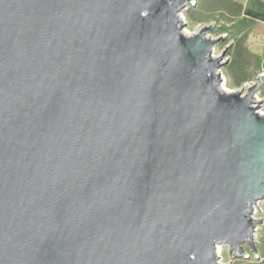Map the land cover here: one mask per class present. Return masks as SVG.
Instances as JSON below:
<instances>
[{
	"label": "water",
	"instance_id": "obj_1",
	"mask_svg": "<svg viewBox=\"0 0 264 264\" xmlns=\"http://www.w3.org/2000/svg\"><path fill=\"white\" fill-rule=\"evenodd\" d=\"M186 2L0 0V264L256 255L260 79L221 88Z\"/></svg>",
	"mask_w": 264,
	"mask_h": 264
},
{
	"label": "rangeland",
	"instance_id": "obj_2",
	"mask_svg": "<svg viewBox=\"0 0 264 264\" xmlns=\"http://www.w3.org/2000/svg\"><path fill=\"white\" fill-rule=\"evenodd\" d=\"M258 9L255 0H195L193 3L186 2L179 13V17L184 19L183 31L186 35H194L202 28L210 27L211 30L206 36L218 40L212 47V56L220 57L225 52L223 62L233 58V62L223 65L217 71L223 77L221 88L224 90L239 89L237 91H240L241 89L245 92L253 84L244 87L239 83L248 71L255 68L258 71L264 70V22L246 15V11H257ZM247 63L249 66L246 65ZM261 90L264 91L263 86ZM257 101L261 102L257 112L264 114L263 99H257ZM253 218L261 221L254 236V247L258 250L264 246V199L254 208ZM244 250L250 256V262L257 264L252 250L247 246H244ZM216 252L219 253L221 264H246L248 262L243 258L231 260L226 246H217Z\"/></svg>",
	"mask_w": 264,
	"mask_h": 264
},
{
	"label": "crops",
	"instance_id": "obj_3",
	"mask_svg": "<svg viewBox=\"0 0 264 264\" xmlns=\"http://www.w3.org/2000/svg\"><path fill=\"white\" fill-rule=\"evenodd\" d=\"M255 1H260L264 4V0H255ZM264 22V21H263ZM229 62H233V58H231V60H227V63L228 64ZM247 66H249V64L247 63L246 64ZM251 69V67H249ZM257 68H255L254 70L252 71H248V74L245 76L244 79H242L239 83V85L241 86H244V87H247L249 85H252L254 83H256V81L258 80V78H262L260 81H259V86H258V89H257V93H256V97L257 99H260L262 100L263 99V103H264V95L261 96L262 94H264V91L261 90L262 86L264 87V70H256ZM233 77H235V75H233ZM231 90H234V91H237L239 89H231ZM241 90V89H240ZM256 250V260H257V264H264V246H261L258 250ZM248 254V253H247ZM250 256L249 258H247L246 260H248V262L246 264H253L250 262Z\"/></svg>",
	"mask_w": 264,
	"mask_h": 264
},
{
	"label": "trees",
	"instance_id": "obj_4",
	"mask_svg": "<svg viewBox=\"0 0 264 264\" xmlns=\"http://www.w3.org/2000/svg\"><path fill=\"white\" fill-rule=\"evenodd\" d=\"M255 5L259 9L257 11H246V15L255 20L264 21V4L260 1H255Z\"/></svg>",
	"mask_w": 264,
	"mask_h": 264
},
{
	"label": "bare ground",
	"instance_id": "obj_5",
	"mask_svg": "<svg viewBox=\"0 0 264 264\" xmlns=\"http://www.w3.org/2000/svg\"><path fill=\"white\" fill-rule=\"evenodd\" d=\"M178 17H179V14H178ZM179 19H180V21H181V23H182V25H185L183 22H184V19L180 16L179 17ZM183 33H184V31H183ZM221 80L223 81V77L221 76ZM222 84H223V82H222ZM221 84V85H222ZM222 87V86H221ZM223 89V88H222ZM224 91H226V92H229V90H224ZM217 254L219 255V253L217 252Z\"/></svg>",
	"mask_w": 264,
	"mask_h": 264
},
{
	"label": "built area",
	"instance_id": "obj_6",
	"mask_svg": "<svg viewBox=\"0 0 264 264\" xmlns=\"http://www.w3.org/2000/svg\"><path fill=\"white\" fill-rule=\"evenodd\" d=\"M194 1H195V0H194ZM194 1H193V2H194ZM193 2H192V3H193ZM247 256H249V255L247 254ZM254 257L256 258V255H254Z\"/></svg>",
	"mask_w": 264,
	"mask_h": 264
}]
</instances>
